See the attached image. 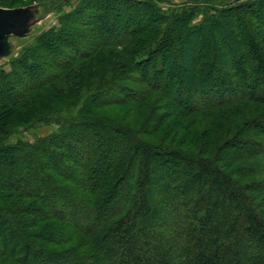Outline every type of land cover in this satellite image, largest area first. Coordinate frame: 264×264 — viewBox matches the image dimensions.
I'll use <instances>...</instances> for the list:
<instances>
[{"label": "trees", "instance_id": "trees-1", "mask_svg": "<svg viewBox=\"0 0 264 264\" xmlns=\"http://www.w3.org/2000/svg\"><path fill=\"white\" fill-rule=\"evenodd\" d=\"M66 1L0 65V264H264V0Z\"/></svg>", "mask_w": 264, "mask_h": 264}, {"label": "water", "instance_id": "water-1", "mask_svg": "<svg viewBox=\"0 0 264 264\" xmlns=\"http://www.w3.org/2000/svg\"><path fill=\"white\" fill-rule=\"evenodd\" d=\"M60 1L32 2L16 7L0 6V63L17 55L26 40L39 32L40 24Z\"/></svg>", "mask_w": 264, "mask_h": 264}, {"label": "rangeland", "instance_id": "rangeland-1", "mask_svg": "<svg viewBox=\"0 0 264 264\" xmlns=\"http://www.w3.org/2000/svg\"><path fill=\"white\" fill-rule=\"evenodd\" d=\"M77 1L78 0H68V1H66L65 3H64V5L62 6V11H67V10H69L72 6H75L76 5V3H77ZM227 1H230V2H232L233 0H227ZM57 15H58V11L57 10H52L48 15H47V17L44 19V21L40 24V26H39V32H41V31H43V30H46V29H48V28H50V27H52L53 25H56L57 24ZM120 30H121V28H120ZM229 29H227L226 27L225 28H222V30H221V35L219 36V39H221L220 41H226V37H227V35H228V33H229ZM263 31H264V28H263ZM38 32V33H39ZM38 33H36V34H33L32 36H30L27 40H26V42L21 46V47H23V46H25V45H27V44H29V43H31V42H33V39H34V37L38 34ZM210 39H212V41H213V44H215V48H216V50L219 52V50H221L222 52L224 51V53H225V51H226V49H225V47H224V45L221 43V49L219 48V45L220 44H217L216 43V41H217V39H215V37L214 36H212ZM228 40V39H227ZM229 41V40H228ZM217 44V45H216ZM20 47V48H21ZM215 61L217 62L216 64H218V62H219V59H218V56L216 57L215 56ZM185 61H186V65L188 64V57H186L185 58ZM0 65L3 67V68H5V69H10L11 68V66H10V64H9V62H7L6 60L5 61H3V62H1L0 63ZM182 74H184V73H182ZM108 110H102L101 112H106V113H108L107 112ZM54 129V126H52V125H50V124H48V125H46V124H41L37 129H36V131H35V133L37 134V135H43V134H46V133H49L50 131H52ZM22 135L24 136V137H26L27 139H29V140H32L33 139V136L31 135V132H30V130H26V131H23L22 132ZM244 149H246V147H244Z\"/></svg>", "mask_w": 264, "mask_h": 264}]
</instances>
